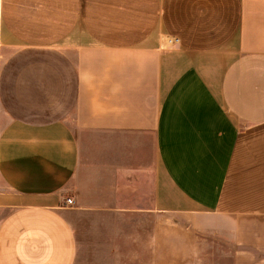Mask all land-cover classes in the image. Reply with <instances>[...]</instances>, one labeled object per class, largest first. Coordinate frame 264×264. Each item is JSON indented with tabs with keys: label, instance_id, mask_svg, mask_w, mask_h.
Segmentation results:
<instances>
[{
	"label": "crops",
	"instance_id": "obj_1",
	"mask_svg": "<svg viewBox=\"0 0 264 264\" xmlns=\"http://www.w3.org/2000/svg\"><path fill=\"white\" fill-rule=\"evenodd\" d=\"M200 234L264 264V0H0V264Z\"/></svg>",
	"mask_w": 264,
	"mask_h": 264
},
{
	"label": "rangeland",
	"instance_id": "obj_2",
	"mask_svg": "<svg viewBox=\"0 0 264 264\" xmlns=\"http://www.w3.org/2000/svg\"><path fill=\"white\" fill-rule=\"evenodd\" d=\"M166 237L169 238V234ZM201 237L203 238L202 242H201ZM219 243H220L219 241L218 242L217 240L215 241V237L213 235L200 234V243H199L200 245L199 247L196 248V251L192 253L191 252L188 253V251H185L181 257L185 259H187V257L190 258L196 257L197 259H199L200 264H229L231 258L229 245L223 241L221 242V244ZM174 255H176L177 258L180 257V255L178 253H175V251H174Z\"/></svg>",
	"mask_w": 264,
	"mask_h": 264
},
{
	"label": "built area",
	"instance_id": "obj_3",
	"mask_svg": "<svg viewBox=\"0 0 264 264\" xmlns=\"http://www.w3.org/2000/svg\"><path fill=\"white\" fill-rule=\"evenodd\" d=\"M176 42H177V40H175V39L169 41V43H172V44H173V43H176ZM67 203H68V204H72V200H71V199H68V200H67Z\"/></svg>",
	"mask_w": 264,
	"mask_h": 264
}]
</instances>
